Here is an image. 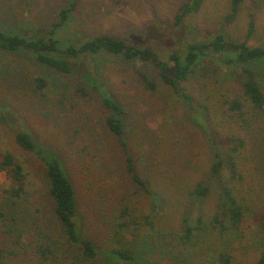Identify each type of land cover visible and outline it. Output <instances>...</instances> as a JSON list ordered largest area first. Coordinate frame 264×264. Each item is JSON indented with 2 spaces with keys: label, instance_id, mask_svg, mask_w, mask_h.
Instances as JSON below:
<instances>
[{
  "label": "rangeland",
  "instance_id": "1",
  "mask_svg": "<svg viewBox=\"0 0 264 264\" xmlns=\"http://www.w3.org/2000/svg\"><path fill=\"white\" fill-rule=\"evenodd\" d=\"M72 3L66 22L51 36L60 10ZM189 3L0 0V32L28 40L54 38L59 49L106 34L152 48L165 59L175 51L182 55L191 42L208 41L216 30L228 40L241 41L252 20L254 30L247 43L264 46V0H243L237 17L229 22H224L229 0H203L199 10L184 12ZM181 14L177 23L176 16ZM103 53L67 57L72 69L62 73L39 63L31 50L0 48V158L11 149L33 185L29 196L15 202L2 192L8 182L0 172V210L7 220L13 213L12 227L20 232L18 241L0 232V246L16 252L6 264H124L108 255L112 248L127 250L142 263L200 264L212 259L221 243L211 224L218 182L209 167L217 159L223 160L222 179L245 214L242 232L231 236L227 245L232 264H252L264 247L260 217L264 209V112L254 109L242 95L239 72L234 68L221 71L212 55L203 59L187 83L186 92L193 98L190 104L163 85L155 91L145 89L142 76L158 79L156 68L148 62ZM82 60L88 65L76 66ZM250 66L264 89V60ZM37 77L44 79L43 88L37 86ZM77 87L87 93L81 95ZM103 96L117 100L126 111L122 119L125 136L141 174L149 179L151 195L134 187L124 171L119 142L105 124L108 111L100 102ZM226 97L241 99L243 116L228 110L223 103ZM27 130L45 147L47 157L54 154L65 166L76 191L79 233L100 251L96 260L84 259L64 243L45 164L14 140L17 131ZM239 139L241 145H237ZM148 145L157 146L148 152ZM233 149L235 176L228 161ZM200 181L209 188L204 197L192 193ZM125 206L130 224L120 227L124 218L119 213ZM140 213L153 216L154 230L134 224ZM197 219L205 227L195 230L199 241L180 245L184 226H193ZM41 243H50L54 251L46 260L37 251Z\"/></svg>",
  "mask_w": 264,
  "mask_h": 264
},
{
  "label": "trees",
  "instance_id": "2",
  "mask_svg": "<svg viewBox=\"0 0 264 264\" xmlns=\"http://www.w3.org/2000/svg\"><path fill=\"white\" fill-rule=\"evenodd\" d=\"M242 2L243 0H229V12L224 16V22H229L237 17ZM202 3L203 0H190V5L184 12L199 10ZM73 7L74 3L69 8H62L60 10L59 21L51 25L52 27L49 31L51 36L57 27L66 22L69 12ZM183 16V14L177 15L176 22L179 23V20ZM253 30L254 22L250 20L247 24L244 38L238 42L226 39L221 31L216 30L208 41L191 42L187 45L182 55L175 51L169 53L165 59H160L152 48H141L130 45L122 39L114 38L106 34L97 35L76 46L70 45L59 49L57 41L54 38L28 40L17 35L8 36L0 32V48L3 50H15L18 48L31 50L34 52L39 63L48 65L62 73H68L70 68L72 69V65L70 66L67 57H76L83 53L96 54L105 52L103 54L119 55L126 60L139 59L153 65L157 70L158 79L146 75L142 76L145 89L155 91L159 85H163L173 94L180 96L190 104L193 103V98L186 92L188 90L187 83L189 77L203 59L212 55L215 59V64L219 66L218 69L221 71L234 68L239 72L241 76L240 86L242 95L254 109L264 112V89H262L253 67L250 66L251 62L264 60V46L248 45L247 41ZM81 62L76 64V66L88 65V62H85V60ZM73 67L75 66L73 65ZM36 84L39 89L46 85L44 79L40 77L36 78ZM77 91L81 95L87 93L81 87H77ZM100 102L108 111L105 124L116 138L117 143L119 142L118 147L123 153L124 171L130 183L137 189L143 190L151 195L149 179L141 174L125 136L122 119L125 117L126 111L117 100L111 97L103 96ZM223 103L227 104L228 110L237 113L238 116L244 115L243 102L240 98L226 97ZM219 139L224 143L228 142L227 138L220 137ZM14 140L24 152L38 155L45 164V173L49 178L48 191L54 201V213L61 225L64 243L75 248L78 254L84 259L96 260L100 251L90 239L81 237L79 233L76 220V191L61 159L54 154H50L47 157L45 147L32 137L29 130L17 131ZM242 143L243 141L239 139L237 145H241ZM153 146L157 145H148V152H150L149 150ZM233 148L237 149L238 146H234ZM234 149L228 153L232 176L236 175L234 171L236 165L234 161ZM222 165H224L223 160L217 159L209 167L211 174L218 182L217 209L212 216L211 224L216 229L221 243L214 248L212 259L203 260L200 264H232L233 254L227 247L229 238L231 236L236 237L242 232L245 216L243 205L237 201L232 194L231 188L223 181L221 176ZM0 172L5 174L8 182V186L2 189L6 197L12 198L16 202V200L24 199L31 194L33 185L26 174L24 165L16 159L11 149H6L2 153L0 158ZM208 190V186L200 181L193 187L192 193L199 197H204L207 195ZM153 198L155 197L153 196ZM128 209L127 206L120 209L119 217L124 218L122 222L118 223L120 227L130 224V221L126 219ZM260 217L264 221V209ZM9 219L7 220L4 213L0 210V232L8 236H14L18 241L20 232L17 233L15 228L12 227L16 222L13 213L9 216ZM133 221L134 224L146 230L155 229V220L149 213H140L139 218L133 219ZM204 228L201 219H197V223L193 226L185 225L180 235L179 244L182 246H187V244L196 245L201 236L195 230ZM37 251L40 257L45 260L54 253L50 243L39 244ZM15 254V251L0 246V264L8 263V258ZM108 255L112 259L115 258V261L124 264H156L152 262L142 263L136 255L121 248L110 249ZM252 264H264V247L260 250Z\"/></svg>",
  "mask_w": 264,
  "mask_h": 264
}]
</instances>
